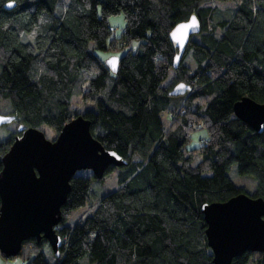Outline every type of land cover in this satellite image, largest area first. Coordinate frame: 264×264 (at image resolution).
Masks as SVG:
<instances>
[{
    "label": "trees",
    "instance_id": "trees-1",
    "mask_svg": "<svg viewBox=\"0 0 264 264\" xmlns=\"http://www.w3.org/2000/svg\"><path fill=\"white\" fill-rule=\"evenodd\" d=\"M208 2L232 6L219 18ZM115 14L125 19L119 35L108 22ZM192 15L201 31L175 68L169 34ZM132 40L138 46L118 56L116 73L94 52ZM179 83L189 90L171 96ZM245 96L264 103V0H0V107L15 124L0 139V159L19 125L57 134L82 115L102 146L127 162L118 167V188L68 225L95 178L76 173L56 229L60 255L31 238L22 242L23 264H213L201 206L246 192L230 167L254 176L256 188L246 193L264 199V130L233 114ZM198 129L206 137L190 147ZM250 261L264 264V252L246 251L230 264Z\"/></svg>",
    "mask_w": 264,
    "mask_h": 264
},
{
    "label": "water",
    "instance_id": "water-1",
    "mask_svg": "<svg viewBox=\"0 0 264 264\" xmlns=\"http://www.w3.org/2000/svg\"><path fill=\"white\" fill-rule=\"evenodd\" d=\"M14 6L9 1L4 8ZM200 31L195 15L172 29L169 36L178 48L175 68L191 37ZM118 61V56H110L105 64L116 73ZM188 90V85L179 83L169 94L181 96ZM233 114L255 132L264 130V103L242 97L234 103ZM12 121L13 116L0 114V125ZM18 131L0 159V253L5 258L16 257L23 241L44 238L58 257L62 241L55 226L61 222L71 178L78 171L90 170L96 179H102L108 167H122L127 162L102 146L82 115L66 122L52 140L37 127L19 125ZM201 212L213 264H230L246 251L264 252L263 198L241 192L226 201L204 203Z\"/></svg>",
    "mask_w": 264,
    "mask_h": 264
},
{
    "label": "rangeland",
    "instance_id": "rangeland-1",
    "mask_svg": "<svg viewBox=\"0 0 264 264\" xmlns=\"http://www.w3.org/2000/svg\"><path fill=\"white\" fill-rule=\"evenodd\" d=\"M208 5H213L216 7V9L220 12L217 13V17H223L224 15L228 14L225 13L226 10L232 6L231 3H222V2H208L206 3ZM109 25L113 29V35H119L120 32L122 31L124 24H125V19L122 14H115L112 15L108 18ZM139 41L138 40H132L130 44L127 47H124L119 50H94L95 54L104 62L110 57V56H121L124 52H126L127 49L135 50L138 46ZM186 61L190 65H194V61L192 56L189 54L186 57ZM186 62V63H187ZM6 103L8 101H5ZM8 104V103H7ZM72 108L74 110H81L82 108V103L81 99L78 96H73L72 98ZM0 112L4 115L7 113V110L4 108L0 107ZM14 128L15 124L13 122L7 123V124H2L0 125V139L5 140L7 139L11 133H14ZM41 129L46 137L50 140L54 139L56 136V132L51 129L50 127L46 125H41L39 127ZM206 137V131L205 129H198L195 132L192 133V142L190 143V147H196L197 144L201 142L199 138H204ZM197 159L194 160L193 164L195 165L197 163ZM77 174H81L83 176L90 177L92 176V172L90 170H81L78 171ZM228 175L232 179V181L235 183L237 186H244L246 192L249 194H253L254 189L256 188V179L252 175H240L237 171V166L236 164L232 165L228 171ZM118 188V168H114L111 170L109 173H107L102 180L96 179V178H91L90 180V197L89 201L84 205L81 206L77 209H74L69 216L67 220L68 225H73L75 222L79 220V218L88 212L90 209V205L94 204L96 201H98L100 198L103 196L109 194L113 190H116ZM24 260L18 255L16 257H11V258H5L1 253H0V264H23ZM87 264V263H85ZM248 264H253L251 261L248 262Z\"/></svg>",
    "mask_w": 264,
    "mask_h": 264
},
{
    "label": "built area",
    "instance_id": "built-area-1",
    "mask_svg": "<svg viewBox=\"0 0 264 264\" xmlns=\"http://www.w3.org/2000/svg\"><path fill=\"white\" fill-rule=\"evenodd\" d=\"M170 115H172V113H170ZM172 120H174L173 117H172ZM59 228H61V226L58 224V225L55 227V229H59Z\"/></svg>",
    "mask_w": 264,
    "mask_h": 264
}]
</instances>
